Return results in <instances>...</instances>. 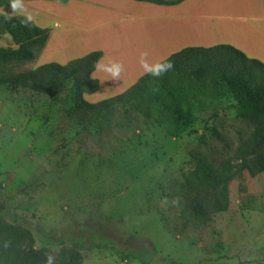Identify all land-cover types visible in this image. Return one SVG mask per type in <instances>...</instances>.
<instances>
[{
	"label": "rangeland",
	"instance_id": "rangeland-1",
	"mask_svg": "<svg viewBox=\"0 0 264 264\" xmlns=\"http://www.w3.org/2000/svg\"><path fill=\"white\" fill-rule=\"evenodd\" d=\"M71 1L11 0L0 14L35 24L44 8ZM10 47L2 35L0 48ZM195 86L180 115L147 121L117 106L100 127L68 116L64 93L53 100L0 87V223L27 230L26 252L52 264L64 252L79 253L82 264H264V171L250 176L237 167L254 128L232 96ZM226 161L235 166L227 210L205 223L183 214L185 187ZM104 241L123 255L93 246Z\"/></svg>",
	"mask_w": 264,
	"mask_h": 264
},
{
	"label": "trees",
	"instance_id": "trees-1",
	"mask_svg": "<svg viewBox=\"0 0 264 264\" xmlns=\"http://www.w3.org/2000/svg\"><path fill=\"white\" fill-rule=\"evenodd\" d=\"M10 1L0 0V6ZM139 1L172 5L181 0ZM2 35L9 36L15 48H0V87L44 94L53 100H59L64 93L67 115L77 116L79 123L86 122L88 126L97 124L100 127L102 119L117 106L139 113L147 121L158 114L161 117L171 113L180 115L179 103L183 96L187 98L196 91L195 85L229 94L254 128L252 135L237 150L240 161L237 167L250 176L264 171V64L246 57L241 51L229 45L185 48L160 63L170 61L173 65L170 70L159 76L148 72L122 94L91 104L83 99V94H92L98 89V81L91 78V73L101 52H91L66 65L47 63L32 71L11 73V68L36 59L49 34L47 29L33 23L0 14V37ZM234 168L230 161L223 162L218 168L208 167L197 179V185L185 187L181 198L188 208L183 214L205 223L210 219L209 213L225 212ZM68 242L79 245L73 238ZM32 244L33 238L27 230L0 223V264H47L48 259L43 254L26 252V247L31 248ZM93 246L123 255L111 241ZM55 264H82L81 256L77 252H64Z\"/></svg>",
	"mask_w": 264,
	"mask_h": 264
},
{
	"label": "crops",
	"instance_id": "crops-1",
	"mask_svg": "<svg viewBox=\"0 0 264 264\" xmlns=\"http://www.w3.org/2000/svg\"><path fill=\"white\" fill-rule=\"evenodd\" d=\"M43 11L35 25L49 35L36 67L102 53L91 73L98 89L83 94L91 104L122 94L188 47L229 45L264 64V0H72Z\"/></svg>",
	"mask_w": 264,
	"mask_h": 264
},
{
	"label": "clouds",
	"instance_id": "clouds-1",
	"mask_svg": "<svg viewBox=\"0 0 264 264\" xmlns=\"http://www.w3.org/2000/svg\"><path fill=\"white\" fill-rule=\"evenodd\" d=\"M13 5H15V4H13ZM146 67H147V65H146ZM172 67H173V65L169 61V62L164 63V64L155 65L151 68H148V70L150 72H152L154 75L159 76V75L163 74L164 72L170 70ZM47 264H52V258L51 257L48 258Z\"/></svg>",
	"mask_w": 264,
	"mask_h": 264
},
{
	"label": "snow or ice",
	"instance_id": "snow-or-ice-1",
	"mask_svg": "<svg viewBox=\"0 0 264 264\" xmlns=\"http://www.w3.org/2000/svg\"><path fill=\"white\" fill-rule=\"evenodd\" d=\"M17 6H18V4L13 5V7H17Z\"/></svg>",
	"mask_w": 264,
	"mask_h": 264
}]
</instances>
